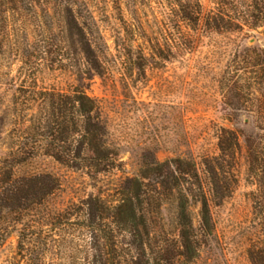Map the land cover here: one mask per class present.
<instances>
[{"label":"rangeland","instance_id":"rangeland-1","mask_svg":"<svg viewBox=\"0 0 264 264\" xmlns=\"http://www.w3.org/2000/svg\"><path fill=\"white\" fill-rule=\"evenodd\" d=\"M191 1L188 23L177 0H79L74 12L70 0H0V160L19 158L15 177L57 181L34 215L10 217L15 231L0 246V264H123L131 255L139 264H264V193L248 150L264 160V0ZM74 19L102 75L80 84L101 107L117 151L105 174L48 156L70 143L67 109L60 114L54 103L79 86L74 65L84 59L71 40ZM136 59L140 68H132ZM144 157L168 166L145 182L153 197L144 206L149 237L137 252L96 212L99 203L117 205V188ZM213 158L218 193L205 166ZM176 160L197 178L183 179ZM184 198L196 242L187 254L177 226ZM23 228L33 235L26 248L16 233Z\"/></svg>","mask_w":264,"mask_h":264},{"label":"trees","instance_id":"trees-1","mask_svg":"<svg viewBox=\"0 0 264 264\" xmlns=\"http://www.w3.org/2000/svg\"><path fill=\"white\" fill-rule=\"evenodd\" d=\"M177 8L179 11V18L184 22H191L194 20L196 13V5H192L191 0H177ZM71 11H77L79 0H70L65 3ZM71 40L75 53L83 55V62L75 66V74L78 77V84L70 96L59 97L58 101H54L57 106V111L63 114L62 106L66 107V114L68 124L71 127L70 143L66 152L60 151L48 154L53 160L68 168L81 171L88 170L95 175L105 174L113 171L115 162L118 159L117 151L114 149L115 145L111 147L108 143V124L107 118L102 117L101 107L97 102L87 96L85 88L80 83L83 80H92L94 76L102 78L100 72L99 62L94 55L92 45L86 39L84 26L77 23L74 19L73 29H71ZM141 58V57H140ZM79 64V63H78ZM132 68L137 66L141 67L138 59L132 61ZM54 107V106H53ZM69 107V108H68ZM62 123V122H61ZM229 135L235 145L237 144V137L231 131H225ZM220 142L222 151L226 150ZM252 164L254 163L253 171L257 174L259 172V184L264 193V160L262 154L257 150L251 149L248 146ZM19 159V158H18ZM12 157L11 160H0V246L4 245L10 235L15 231L14 227L10 226V217L18 215V220L25 218L24 216H32L36 213L44 201L53 195L57 181L50 175H31L23 177H15L13 168L18 160ZM147 157L140 158L138 169L134 170L132 175L124 177L119 187L117 188L118 203L110 209L100 207L97 209V214L102 217L104 214L111 223H113L122 233L123 239L128 238L129 242L127 247L131 251H142L145 241L148 240V213L144 206H148L153 197L147 191V183L151 175L156 178L164 174L165 164H156L152 158L150 161ZM215 161L211 159L209 163H205L206 172L210 177L213 186V192H222V188H218L216 183L218 174L216 169L210 164ZM176 165V170H179L184 179L185 176H192L196 179L194 168L179 169V164L182 161H173ZM207 162V161H205ZM188 164H186V168ZM170 173V170L167 168ZM191 172V173H190ZM172 174V173H171ZM172 189L169 188V192ZM200 215L204 227L210 226L209 205L204 197L201 195L200 201ZM103 204V203H102ZM93 208L94 205L91 204ZM257 208V207H255ZM177 226L178 236L180 240V247L184 253H192L195 247V234L192 221L188 213L187 199L184 198L177 206ZM18 224V222H17ZM17 233L19 238L20 247L26 248L31 246L33 235H29L30 231L26 230L29 234ZM123 264H139L140 260L135 258L134 255L122 258Z\"/></svg>","mask_w":264,"mask_h":264},{"label":"water","instance_id":"water-1","mask_svg":"<svg viewBox=\"0 0 264 264\" xmlns=\"http://www.w3.org/2000/svg\"><path fill=\"white\" fill-rule=\"evenodd\" d=\"M252 43H254V40L249 41V44H252ZM244 124H245V125L248 124V120H247V119L244 120Z\"/></svg>","mask_w":264,"mask_h":264}]
</instances>
